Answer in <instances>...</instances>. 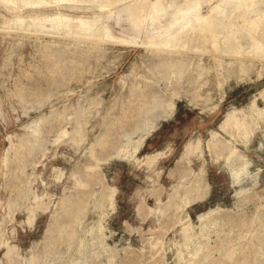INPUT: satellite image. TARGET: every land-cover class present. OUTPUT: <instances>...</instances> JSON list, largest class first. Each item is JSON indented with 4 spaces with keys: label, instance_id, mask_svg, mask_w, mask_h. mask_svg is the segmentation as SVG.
Segmentation results:
<instances>
[{
    "label": "rangeland",
    "instance_id": "obj_1",
    "mask_svg": "<svg viewBox=\"0 0 264 264\" xmlns=\"http://www.w3.org/2000/svg\"><path fill=\"white\" fill-rule=\"evenodd\" d=\"M0 264H264V0H0Z\"/></svg>",
    "mask_w": 264,
    "mask_h": 264
}]
</instances>
